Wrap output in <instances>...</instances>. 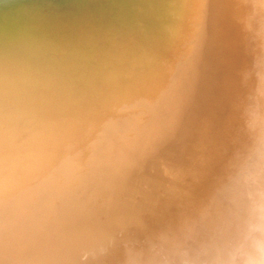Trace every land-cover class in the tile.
Returning a JSON list of instances; mask_svg holds the SVG:
<instances>
[{"label": "bare ground", "instance_id": "obj_1", "mask_svg": "<svg viewBox=\"0 0 264 264\" xmlns=\"http://www.w3.org/2000/svg\"><path fill=\"white\" fill-rule=\"evenodd\" d=\"M155 1L159 2L162 8L170 9L169 12L173 13L171 15L177 16L178 20H173L174 27H171L172 36L174 35L175 39L180 41L182 37L185 40L186 32L191 31L193 35L189 33L190 40L199 41L197 46L202 48L198 53L206 50L211 52L209 56L212 55L215 62L205 69L209 72V76L215 79L212 84L217 82L214 86L218 91L210 87L204 91L207 94L206 97L203 93L201 94L202 106L198 105L196 114L190 112L192 108L181 106L183 108L181 112H186L189 115V117L185 115L186 119L194 120L192 123L194 126L181 122L179 119L178 123L170 124L168 121L164 128L147 127L151 130H149L150 132L156 130L162 132L164 129L163 131L168 133L165 135L166 137L163 136V142L181 149L180 152L177 151L172 155L167 152L166 156L174 157V162L161 161L163 165L155 169L152 160L157 158L151 157L156 154L151 145L155 139L148 142H146L147 140L137 142L133 148V145H129V142L123 140L124 137L119 134L118 128L120 127L113 125L112 122L108 125L110 121L105 122L109 119L107 114L87 113L85 117H82V120H90L91 124L84 125L82 122L80 126H74L71 129L87 131L91 136L86 132L88 141L84 138L76 140V137L70 138L60 130H68L66 127L56 125V114L52 115L46 106L37 104L35 101L33 102L37 116L35 130L23 140L18 141L14 150L7 151L3 142V111L5 84L9 81L7 78L12 75L7 72L2 73L0 68V264H80V257L84 249L95 247L98 244H107L109 241L114 242L109 253L96 261H90V264H125L127 248H139L155 234L175 227L173 223L179 222L173 218L157 219L155 213L166 205L172 188L169 185L175 183L177 174L182 173L181 170L188 172L183 168L190 164L188 161L185 162L186 156L189 154L182 153L185 146L180 144L181 140L179 139L181 134L182 136L186 135L181 132H191V140H197V136L200 135L197 134V130L207 132L208 136L213 131H221L225 132L222 137L226 139V135L228 136L230 132L241 128V122L238 120L241 121L245 117V111H226L232 114L227 116V122H224L221 127L211 123V118L207 117V114L212 117L208 111L215 109V106L207 108L209 102L212 101L211 105L219 103V98L214 96L221 92L219 89L227 86L226 82L224 85L220 84L219 79L221 81V76L226 75L227 70H223L224 66H227L233 57L230 54L229 45L232 43L237 46L236 41L238 40L237 37L233 38L231 35L227 37L222 35L219 26L220 20L216 16L221 14L218 11L221 1ZM191 15L195 17V24H192ZM14 17L17 15L15 14ZM10 18L12 17L0 14V27L4 26V23H9L5 27H9L14 33V37L17 39L20 37L19 41L23 44L26 41L23 38H33L30 34L24 35L22 26L17 25L16 22H13L14 20L10 22L12 20ZM53 21L49 23L54 24L55 28L59 30L60 23L57 20ZM187 24H191L192 28H186ZM255 27L259 29L260 33L264 32V19L261 16ZM59 35L60 39L50 34L49 37L39 40V44L47 47L46 49L50 47L49 50H54L48 51L49 54L57 51L64 61L72 62L70 68L66 67L69 63H62L61 67L64 68V71L66 70L64 72L65 79L71 80L81 95L87 94L92 97L96 95V98L102 96L101 98L112 99L117 104H121L122 100H125L121 98L123 93L127 96L131 95L132 88L130 87L134 82L132 77L131 79L126 77L128 75L126 72L118 74L115 69L118 62L113 63L110 60L112 57H119V52H123L122 50L109 48V46H105L108 48L105 49L96 45L88 48L82 44L81 48L78 47L74 51L71 49L73 46L65 45L61 41L62 35L60 33ZM36 38L38 37L35 34L33 40ZM6 43L0 47V51L6 49L10 50V53L13 52L15 41ZM89 44L92 45V43ZM216 44L219 45V49H216ZM70 49L71 52H69ZM85 52H88L87 55L84 54ZM260 54L262 56L259 58V64L264 70V52H260ZM148 55L147 53V57ZM88 56H92L93 60L107 59V56L109 59L99 71L96 64L92 66L87 62ZM147 57L145 58L147 59ZM5 58L3 56L1 59L5 60ZM137 60L140 61L139 63L143 62L141 57H138ZM199 60L196 58L195 62L197 63ZM148 63L150 62L147 61L146 64ZM198 66L199 68L203 67ZM263 73L255 71L254 80L261 83L260 78ZM201 75L203 76L202 73ZM15 76L13 75V78H17ZM226 78H230V74L225 76V80H227ZM170 80L168 82L158 81L151 86V97L146 101L147 111L151 109L158 111L160 106L163 107L177 99L176 97L174 99L172 92L167 89L168 84H171ZM145 82L149 81L145 80ZM249 87L251 86L249 85ZM241 94V91L237 90L233 97L235 100L230 99V101L239 104L242 101ZM132 95V97L137 96L133 93ZM192 101L194 99H190V102ZM174 105L173 111L175 112L179 104L174 103ZM231 105L233 104L231 103ZM246 107L247 105L241 109L246 110ZM201 108H203L202 111ZM99 120L104 122L101 123ZM205 122L206 124H204ZM151 137L153 136L151 135ZM185 143L184 145H186ZM141 151L145 154L143 158L138 154ZM188 151L195 150L191 148ZM147 153L150 157L146 156ZM79 154L81 160L78 161ZM179 154L181 157L178 156ZM22 170L27 175L25 181H4L5 175L15 176ZM164 175L166 176L164 177ZM212 184L213 186H210ZM184 185L191 190L188 181ZM210 185L208 188L203 187V190L199 192L201 196L204 195V198L215 186L213 179H211ZM153 192L156 193L153 194ZM200 199L202 200L203 196L195 201L199 204ZM146 228L148 229L146 230ZM139 229L143 233L132 237L131 235Z\"/></svg>", "mask_w": 264, "mask_h": 264}, {"label": "water", "instance_id": "obj_2", "mask_svg": "<svg viewBox=\"0 0 264 264\" xmlns=\"http://www.w3.org/2000/svg\"><path fill=\"white\" fill-rule=\"evenodd\" d=\"M169 11L170 9L162 8L161 4L155 0H0V14L11 16L10 19L12 20L10 22L14 20L13 22L22 26L24 35L30 34L33 37L23 38V40H26L23 44L19 41L20 37L17 39L9 27H5L9 23H4V26L0 27V47L6 45V42L15 41L16 43L13 52L10 53V50L6 49L0 51V55L6 57L3 60L1 59L3 56H0V68L2 69L0 71L12 75V77L7 78L8 80L16 75L17 79H22L39 89L33 102L46 106L52 115L56 114V125L66 127L68 130H60L70 138L76 137V140L84 138L88 141L87 134L91 136L89 132L86 131V134L83 130L71 128L80 126L82 122L84 125L91 124L90 120H82V117H85L87 113L107 114L109 119L105 122L110 121L108 125L112 122L113 125L120 127L118 128L119 134L124 137L123 140L129 142V145L132 144L133 148L137 142L146 140L148 142L150 139H155L151 145L156 154L151 157L158 158L163 152H170L171 155L175 154L177 151L180 152L181 149L163 142V136L167 135L168 132L163 131L164 129H162V132L158 130L150 132L151 130L147 127L164 128L168 121L176 123L179 118H182L181 120L184 123L191 125L194 120L192 118L186 119L185 115L188 117L189 115L186 112H181V110L183 111V108L188 107L192 108L190 112L195 113L198 110V105L202 106L201 94L203 93L206 97L207 94L204 91L210 87L215 90L217 87L214 85L217 82L215 81L216 83L212 84L215 79L210 77L209 72L205 69L215 62L213 56L211 54L209 56L211 52L206 50L198 53L202 48L197 46L199 41L190 40L191 35L189 33L193 35L190 30V32H186L185 40L182 37L180 41L175 39L174 35L172 36L171 27H174L173 20L177 21L178 18L176 15H171L173 13ZM15 14L17 17H14ZM191 18L193 19L192 24H195V17L191 15ZM52 19L60 23L59 30L55 28L54 24L49 23L53 21ZM186 28L191 29V24H187ZM59 33L62 35L61 41L65 45L73 46L71 49L74 51L78 47L81 48L82 44H85L88 48L96 45L105 49L107 48L105 46H109V48L122 50L123 52H119V57H112L110 60L113 63L118 62L115 65L118 74L126 72L128 74L126 77L130 79L132 77L134 82L130 88H132V93L137 96L132 97V93L127 96L122 92L121 98L125 100H122L121 104L114 103L112 99H103L102 96H98V98H96V95L92 97V95L82 94V96L77 91L74 83L69 79H65L64 72L66 70L64 71L61 66L62 63L69 62L64 61L57 54V51L49 54L48 51L54 50H49L50 47L46 49L47 47L39 44V40L49 37L50 34L60 39ZM35 34L38 38L33 40ZM89 43H92V45ZM71 49L69 52H71ZM126 49L127 51H124ZM44 50L47 51L44 52ZM102 51L105 52L106 50ZM86 53L88 52L84 54ZM147 53L149 54L148 57ZM197 55L199 56L197 57ZM88 57L87 62L92 66L96 64L99 71L107 63L106 60L109 59L108 56L107 59L101 58L100 60H98L99 58L93 60L92 56ZM138 57H141L143 62L139 63ZM196 58L200 59L197 63L195 62ZM146 60L151 64H146ZM164 61L166 63H163ZM71 65L72 62L66 67L70 68ZM198 65L203 67L199 68ZM235 66L234 64L231 66L228 64L230 71L231 69L235 70ZM145 80L149 82H145ZM169 80L171 84H168L167 89L172 92L174 99L175 97L177 99L163 107L160 106L158 111H155L156 109L147 111L146 101L151 97V86L155 82H168ZM221 81L219 79V83L224 85L225 76H221ZM128 84L130 83L128 82ZM218 95L221 96V92L216 93L214 97H218ZM190 99H194V101L190 102ZM174 103L179 104L175 112L173 111V108H175ZM181 106L184 107L181 108ZM163 108H165L164 111H162ZM213 113H216L217 116V111H213ZM80 116L81 118H79ZM212 118L216 119L215 117ZM99 122L104 121L99 120ZM151 135L153 137L150 138ZM185 135L180 137L177 135L181 140V142L178 140L180 144L187 142L189 144L187 148L198 150L197 153L207 150L206 153H204L205 151L202 152L204 153L202 162L207 158L212 163L215 156H217L213 154L216 151V146H220L217 143L219 135H204L205 139L202 140L199 136V140H191L192 134L188 131L185 132ZM183 151L186 153V150L182 149V153ZM138 154L142 158L145 155L142 151ZM146 156L150 157L149 153ZM178 156L181 157L180 154ZM77 157L78 161L81 160L80 154ZM173 158L163 156L152 161L156 169L160 168L163 162H174ZM200 164V174L197 175L198 180L191 185V188H200L199 186L204 185V178L207 173H201ZM185 165L187 164L185 163ZM189 168L191 167L187 165L183 169L189 170ZM192 172L194 173V171ZM193 178L195 179L196 176ZM215 179L218 182L214 183L218 184V178ZM155 193L153 192V194ZM194 195L195 193L192 194V196Z\"/></svg>", "mask_w": 264, "mask_h": 264}, {"label": "clouds", "instance_id": "obj_3", "mask_svg": "<svg viewBox=\"0 0 264 264\" xmlns=\"http://www.w3.org/2000/svg\"><path fill=\"white\" fill-rule=\"evenodd\" d=\"M39 89L22 79L5 84L3 142L7 151L36 127L33 104ZM249 141L230 162L225 177L175 227L139 248H127L125 264H264V115L250 113ZM23 182L25 171L5 175ZM113 241L84 249L80 264L109 253Z\"/></svg>", "mask_w": 264, "mask_h": 264}, {"label": "rangeland", "instance_id": "obj_4", "mask_svg": "<svg viewBox=\"0 0 264 264\" xmlns=\"http://www.w3.org/2000/svg\"><path fill=\"white\" fill-rule=\"evenodd\" d=\"M220 1L221 4L218 5V11L221 14H218L216 16L220 20V25H218L220 26L221 32L223 33L222 35H224L225 37L231 35L233 36V38L237 37L238 39L236 41L237 46L232 43H230L229 45L230 54H232L233 57L228 62V64L230 66L232 64L236 66L235 70L233 69L234 71L232 69L230 71L228 64L227 66H224L225 68L223 70H227L225 76L230 74V78H226L227 80L225 82L227 86L219 89L222 92V95L218 96L219 103L211 105V101L209 102V105L207 107L210 108L215 106V109L208 111V113H211L212 117H215L216 119H213L209 114H207V117L209 116L211 118V123L217 124L221 127L224 122H227V116L229 114H232L231 112L226 111H245L246 114H244L245 117L241 119V121L238 120V122H241V128L239 130L230 132L228 136L226 135V139H224L225 137H222L225 132L223 133L221 131H213V133L211 134L212 136L219 135L217 143H219L220 146H216V151L213 154L217 156H215L212 163L209 162L207 158L204 162H202V156L207 152V150H203L202 152L205 151L204 153H202L201 151L200 153H197L195 151H186L185 153L183 151L185 154L188 153L190 155L189 156L187 154L188 157L186 155L185 156L186 162L188 161V164L190 163L189 167L191 168H189L188 170L189 173L181 170L182 173L177 174V177L174 180L175 183L173 182V185H169V187H172L170 189L169 198H167L166 205L163 207V209H159L155 213V218L157 219L164 218L165 220L173 218L176 220V222H180L185 216L189 215L192 210L198 205V202H196L195 200L199 197L201 198L202 196L204 198V195L201 196L199 193L201 190H203V187L208 188L211 179H213V183H217V181H215V178H218L219 181L222 180L226 175L230 162L234 159L236 154L242 151L247 145V141L249 139L248 122L250 119L251 111L258 106L260 114L262 115V113L264 112V70L259 64V58H261L262 56L260 52H264V32L260 33L259 29L255 27L260 16L262 17V19H264V0ZM216 46V49H219V45L216 44ZM255 71L263 73V76H261L260 78V82L262 81L261 83H258V80H254V78L256 77V75L254 74ZM249 85L251 87H249ZM237 90L241 91L242 93V101L239 104H234V102L230 101V99L235 100V98L233 97L235 96ZM230 102L233 105H231ZM246 105L247 109L242 110L241 108H244V106ZM213 111H217V116L216 113H213ZM180 121L182 122V120ZM191 125L194 126L193 124ZM181 133L184 134L185 132ZM197 134H200L198 136L200 137V140H202L204 138V135L206 136L208 133L197 130ZM198 136L197 140H199ZM185 144L186 145L184 149L188 150L187 147L189 146V144ZM182 146H184V144H182ZM166 154L167 152H163L159 157L162 158L163 156H166ZM199 164L202 170L201 173H207V177L205 176L204 178V185L199 186L200 188L193 187L191 188V190L187 189L184 185L185 182L188 181L189 186L191 187V185H193L194 182H197L196 180H198L197 175L200 174ZM192 171H194V173ZM165 174L168 175L166 172ZM166 175H164V177ZM195 176L196 178L194 179L193 177ZM165 181L167 180L165 179ZM210 186H213V184ZM194 193V196L196 197L192 196V194ZM179 222L173 223V225L176 226ZM147 229L148 228H146V230ZM140 230L141 229L137 230L133 233L134 236H131L135 237L138 235V233H143V231Z\"/></svg>", "mask_w": 264, "mask_h": 264}]
</instances>
